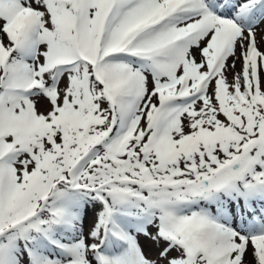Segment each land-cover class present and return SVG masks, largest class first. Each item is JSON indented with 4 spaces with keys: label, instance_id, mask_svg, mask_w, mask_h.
I'll return each instance as SVG.
<instances>
[{
    "label": "snow or ice",
    "instance_id": "1",
    "mask_svg": "<svg viewBox=\"0 0 264 264\" xmlns=\"http://www.w3.org/2000/svg\"><path fill=\"white\" fill-rule=\"evenodd\" d=\"M0 264H264V0H0Z\"/></svg>",
    "mask_w": 264,
    "mask_h": 264
}]
</instances>
